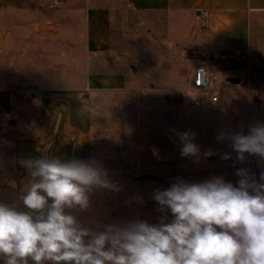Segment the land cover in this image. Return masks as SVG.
<instances>
[{
  "label": "rangeland",
  "instance_id": "obj_1",
  "mask_svg": "<svg viewBox=\"0 0 264 264\" xmlns=\"http://www.w3.org/2000/svg\"><path fill=\"white\" fill-rule=\"evenodd\" d=\"M63 1L7 0L0 47L6 43L7 51L13 50V58L29 73L25 82L33 88L81 83L98 71L96 62L88 63V56L76 59L72 54L76 50L65 47L70 25L69 18L62 15ZM113 2L121 5L119 0ZM77 19V31L72 35L84 43L85 18ZM157 19L164 18L127 10L113 23L117 61L105 65V71L125 74L126 83L119 88L92 90V144L93 157L103 162L122 190L94 192L91 210L80 216L86 223L136 218L157 223L160 213L152 192L168 188L176 177L198 182L223 176L235 185L239 180L236 170L246 168L261 182L264 160L246 154V160L239 162L231 142L216 137L221 131L248 134L250 125L264 123V92L249 91L243 81H236L241 68L235 63L237 56L217 55L210 60L201 49L179 47L168 33L157 32ZM199 65L209 68L211 90L192 85ZM179 94L183 95L180 100L171 98ZM215 94L218 100L213 101ZM174 130L196 133L195 142L202 153L198 163L181 157ZM10 140L11 136L0 130V158L9 155L1 144ZM209 149L215 155L205 158L203 152ZM224 153H231V159H222ZM4 186L5 181L0 183V200L11 202L10 185ZM136 196H142L144 202L137 203Z\"/></svg>",
  "mask_w": 264,
  "mask_h": 264
},
{
  "label": "clouds",
  "instance_id": "obj_2",
  "mask_svg": "<svg viewBox=\"0 0 264 264\" xmlns=\"http://www.w3.org/2000/svg\"><path fill=\"white\" fill-rule=\"evenodd\" d=\"M174 134L181 157L198 163L196 133ZM216 139L229 140L239 162L246 154L264 160V123L250 125L248 134L221 131ZM36 151L39 156L17 161L27 179L16 198L0 200V264H264V173L257 182L239 168L235 185L223 176L198 182L176 177L152 192L157 223H86L80 216L91 210V195L121 187L95 157L62 158L47 146ZM221 158L231 159V153Z\"/></svg>",
  "mask_w": 264,
  "mask_h": 264
},
{
  "label": "crops",
  "instance_id": "obj_3",
  "mask_svg": "<svg viewBox=\"0 0 264 264\" xmlns=\"http://www.w3.org/2000/svg\"><path fill=\"white\" fill-rule=\"evenodd\" d=\"M113 1H63L62 15L70 25L65 47L76 50L72 53L76 59L88 56L89 64L99 66L86 81L33 88L25 82L29 73L13 58V50L7 51L6 43L0 47V130L11 136L1 144L9 155L0 158V178H5L4 188L10 185L12 200L27 179L17 161L39 156L38 146H47L50 154L62 158L93 157L91 94L93 89L126 83L125 74L106 72L105 65L117 61L113 23L127 10L149 18L162 16L157 19V32L168 33L179 47L203 50L210 60L217 55L237 56L240 83L249 91L264 92V0H119L121 5ZM7 6V0H0V30ZM81 16L85 18L84 43L72 35Z\"/></svg>",
  "mask_w": 264,
  "mask_h": 264
},
{
  "label": "built area",
  "instance_id": "obj_4",
  "mask_svg": "<svg viewBox=\"0 0 264 264\" xmlns=\"http://www.w3.org/2000/svg\"><path fill=\"white\" fill-rule=\"evenodd\" d=\"M52 6L54 5L52 4ZM202 15L207 16V12L203 11ZM192 85L195 89H199V90L208 91L212 89L213 81L210 77V73L206 68V66L199 65L196 67L193 75ZM211 99L213 101L218 100V95L217 94L213 95Z\"/></svg>",
  "mask_w": 264,
  "mask_h": 264
},
{
  "label": "water",
  "instance_id": "obj_5",
  "mask_svg": "<svg viewBox=\"0 0 264 264\" xmlns=\"http://www.w3.org/2000/svg\"><path fill=\"white\" fill-rule=\"evenodd\" d=\"M236 81L239 82L240 80L237 78ZM182 97H183L182 94H179V96H171V98L174 99V100H176V101L180 100ZM4 181H5V178L4 177L0 179V183L1 184H3Z\"/></svg>",
  "mask_w": 264,
  "mask_h": 264
},
{
  "label": "bare ground",
  "instance_id": "obj_6",
  "mask_svg": "<svg viewBox=\"0 0 264 264\" xmlns=\"http://www.w3.org/2000/svg\"><path fill=\"white\" fill-rule=\"evenodd\" d=\"M61 35V33H59Z\"/></svg>",
  "mask_w": 264,
  "mask_h": 264
}]
</instances>
